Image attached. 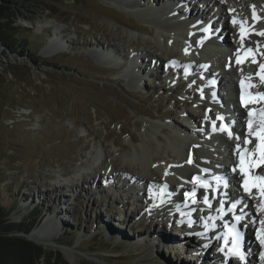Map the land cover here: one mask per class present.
Here are the masks:
<instances>
[{
    "label": "rangeland",
    "instance_id": "374dc122",
    "mask_svg": "<svg viewBox=\"0 0 264 264\" xmlns=\"http://www.w3.org/2000/svg\"><path fill=\"white\" fill-rule=\"evenodd\" d=\"M13 1L32 12L23 13L11 5L15 20L6 33L8 45L0 44V204L8 209L6 220L24 224L25 228L39 222L29 231L31 235L46 218L58 219L54 231L52 227L46 229L51 235L43 232L50 240L27 239L43 249L56 250L57 258L66 259L61 248L70 247L77 256L74 264H185L186 256L192 254L176 252V244L169 241L181 239L177 223H171L176 228L165 230L161 216L150 218L146 212L137 224L136 214L128 213L129 205L122 208L120 196H105L109 189L97 176L106 166L113 167L112 162L113 175L120 168L121 176L130 175L133 164L128 162V155L143 138L150 144L152 159L163 160L173 154L167 142L174 132L184 128L179 123L184 112H200L191 86L195 81L197 85V80L169 88L170 76L156 71L145 85L144 79L123 72L127 51L159 53L166 32L145 19L142 12L149 9L142 6L144 3L127 8L116 1L117 6L110 5L107 0ZM256 3L259 10L263 5L260 15L264 30V3ZM198 4L202 6L203 1ZM198 4L193 7L198 8ZM165 23L170 26L167 19ZM258 32L257 28L253 30L251 39ZM160 35L163 38L159 39ZM58 37L61 47L55 52L47 49L50 40L53 46L59 45ZM185 42L182 36L173 41L178 48ZM86 43L90 45L84 46ZM107 47H117L125 55L122 52V56H113L112 62L108 57L99 60L100 48ZM146 64L143 69L149 66ZM222 77V85L229 87L232 74L224 73ZM159 131L157 140L155 134ZM131 135L137 139L134 143ZM104 147L108 152L103 169L94 168V154ZM151 165L153 168L157 164ZM84 176L95 180L82 184L74 198L68 196L74 188L70 189V182V187L64 186V182L71 179L81 184ZM117 190L112 196L126 191ZM122 193L126 198V192ZM142 204L131 208L141 211ZM61 216L66 220H60ZM155 235L167 240L164 243ZM140 238L144 243L141 247L137 246ZM152 243H157L155 250L154 246L148 248ZM8 259L17 264L15 255ZM38 264L49 263L41 258Z\"/></svg>",
    "mask_w": 264,
    "mask_h": 264
},
{
    "label": "bare ground",
    "instance_id": "6f19581e",
    "mask_svg": "<svg viewBox=\"0 0 264 264\" xmlns=\"http://www.w3.org/2000/svg\"><path fill=\"white\" fill-rule=\"evenodd\" d=\"M113 1H116L117 3L123 4L127 8H134V6L135 7L136 6H140V4H142V3H144V4L150 3V1H152V5H156V4H159L160 1H162V0H147L148 2H145V0H138V1L134 0V2L132 0H112V1L107 0V2L110 5L111 4L112 5L116 4V6H117V3L116 2L114 3ZM256 2L261 4V3H264V0H261L260 2L256 1V0H207V3L205 4V6L202 7L201 11H199V13H197L196 16H200L201 18L208 17V15L221 16L222 21L224 22V20H225L226 28H228L229 31L232 28V30L234 32V30L238 31L240 26H242V20L243 19H245L247 21L250 19V16L253 13V12L251 13V9H255L257 14L260 15L261 11L259 12V9H256L252 5H250V3L257 4ZM144 4H142V6H144ZM166 4H168V3H166ZM261 5H259V6L261 7ZM161 7H163V6L162 5H158L157 7L153 8V9L157 10V9H159ZM216 7H217V10H216ZM255 7H256V5H255ZM262 7H263V5H262ZM261 8H260V10H261ZM148 9H149L148 11L144 10L142 12V13H144L143 15H146L145 18L147 16H149V17H153V19H155V20H158L157 15L154 17L153 10H151V8H148ZM173 9H175L174 6L171 7V10H173ZM191 9H192V11H194L193 8H191ZM182 10H183V8H181L179 11H182ZM192 11L190 12V14H194ZM218 13H221V15H219ZM182 15H184V14H182ZM175 19H173V22H171L170 26H175V24L177 26L178 22H176ZM208 21H209V18L206 19V21L201 26L205 25ZM236 22H237V26L235 25ZM261 23H262L261 20L260 19L258 20V18H257L254 21V25L252 26V28L259 27L261 25ZM214 24H215L214 26L212 25L213 28H215L217 26V24H219V21H217ZM248 24H250V21L247 22V25ZM181 25H182L183 28H181L180 30L184 29V33H187L191 29H194L196 32H199V29H200L199 27H196L194 25L192 26L191 24H187L185 26L183 23H181ZM251 29H250V31H251ZM142 30H144V28H142ZM59 32H60V30L57 31V33H59ZM165 34H166V38H163L162 35H160V37H159V39L163 38V39L160 40V41L163 42L162 43L163 44V49L159 53H155L152 50L155 54L152 53V52L151 53L147 52L145 54V52L142 51V52H139V55L143 54V56L142 57H138L139 55L136 52L133 51V55H138L137 58L140 59V65H137L134 77H136L137 80L138 79H144V83L142 85H145V83L148 81V76H153L151 74L153 71L159 70L160 67L163 69L164 66H167L168 71H171V69L176 71L178 68L179 69L182 68L185 71H187V68L184 65L185 64H189V67H192V70L195 71L194 73L198 74V73L202 72L204 75H208L211 72L210 69H206L205 71L203 70L204 69L203 64L205 62H207V61L209 62V59L204 55L205 53H202V54L198 53V55H196V56L195 55H190V54L187 55L186 53H183V52L180 51L181 47L178 48L175 43H171L170 42V39H171L170 34H167V33H165ZM222 34H223V36H222V39H221V42H220V46H223L224 44H229L230 45L231 41L228 40V38L226 37V35L224 33H222ZM235 35H236V37L234 38V40L238 39V37H240V34L238 32ZM201 36L202 35L199 33L198 37H201ZM184 39H186V38H184ZM253 39L254 40H252V44L254 46H257V45L259 46L260 41H262V39H264V35L257 34V37L253 38ZM58 40H59V37H58ZM60 42H61V40H59V45L53 46L52 45L53 43L50 40V41H48V44H46V48L47 49L53 48L54 52H55L56 49H59L61 47ZM93 43L97 44V41L94 40ZM243 43H244V41H237L236 46L239 47ZM246 43L247 44H251V42L248 43L247 40H246ZM206 44H208V43H206ZM88 45H90V44H88V43L84 44V46H86V47ZM175 45H176V47H175ZM184 45L186 46L185 43H184ZM188 45L189 44H187V46ZM223 49H225V48H223ZM101 51H104V52H101ZM122 52L125 55L124 51H120L119 50V52H118V48L117 47L116 48L115 47H113V48L107 47L106 49L100 48V50L98 52L99 55H97V56L102 57V58L98 57L99 60H104L103 57H105V53H108L109 55L115 54L114 56H122L123 55ZM209 52L212 53L211 50ZM175 54H177V56H175ZM262 55L263 56H261V55L259 56V58H260L259 61H256L255 63H250L249 65H247L248 62L245 63L244 65H238V64L233 65V63H230V66H231L230 72L234 75V80H233V83L229 86V87H231V93H230V95H227V97L224 99L223 103L226 106L234 107L237 112L234 115H230L229 112L227 111V109H225V107H221L220 111L233 124L232 128L235 129V132L232 131L231 133H232V136L235 137L234 143H231L230 141L226 140L225 136H229V135L228 134L222 135L224 133H221L219 136L212 137L210 139V141L202 140L204 143L209 144V143H211V142H213L215 140H222L224 142L225 147H227V149H228V147L230 145L241 144L242 143L241 141L243 140V136H251V135H249V130H246V131L244 130L245 121L242 119L245 116L244 109L239 107V104L241 105V102H240V100L236 99L234 95L236 94V96L238 97V93L237 92L240 91V89H249L250 88V90H256V91H259V92L264 91V81L258 79V76H260V78L264 77V68L261 67L262 65H264V54H262ZM126 56L127 55H125V57ZM235 56L236 55H234V57ZM191 59H193V62L192 63L191 62L187 63ZM228 60H231V59H227V57H224V64L228 63ZM151 61H153V62L151 63V65H149V63ZM147 62H148V64H146V66L147 65H149V66L146 67V69H143L144 68L143 63H147ZM157 62H160V63L162 62L161 66H158ZM222 65L223 64H221V63H215V62H211L210 61L209 67L222 66ZM148 68H149V70L151 69V71H147ZM222 68H223V66H222ZM238 68H240V70H238ZM144 70H145V72H144ZM160 71H161V69H160ZM132 73H133V71L129 70V68H128V70H126V72H125V75L126 74H132ZM178 73H179V71L176 72V74H178ZM168 74H169V72H168ZM170 74H172V73H170ZM182 77L185 78L186 75L183 74ZM215 78H216L215 76H211V79H215ZM240 79L244 80V84H240V82H238ZM137 80H136V84L138 82ZM198 84H199L198 86L195 85L196 86V90L199 87H201V86L204 87V88H210V89L213 88V86H210L209 80L205 79V78L203 79V82L199 81ZM249 85H251V87H249ZM211 91H212V89H211ZM194 97H196V99L200 100L198 98V94H195ZM209 101H211V99H209ZM203 102L208 104V100L206 98L203 101L202 100L200 101V103H203ZM254 109H255L256 117L254 119L253 128L255 129V128H257V125L260 122L259 114H260V112L262 110H264V99H262V98L258 99L256 101V104L254 105ZM187 114L190 116V118L192 119L193 123L195 122L196 119H200L201 120V122L199 124L197 122H196V124L194 123V125L190 124L191 125L190 132H194L198 127H202V124L208 125L207 121L214 119V117L216 115V113H214V111H211V112L209 111L208 115L206 117H204L205 114H202V113L196 115L193 111L192 112L188 111ZM149 126L151 127V125H149ZM211 128H212V125H211ZM182 130L183 129H181V131ZM186 130H187V128H186ZM203 130H204V134H206V133L209 134L210 133L209 129L206 128V127H203ZM160 131H159V134L158 133L155 134L156 135L155 138L157 140H159V137L161 136L160 135L161 134ZM239 134L242 136V138L236 139V137H238ZM169 136H170V134H169ZM129 137H130V140L133 143L137 140L132 135L129 136ZM145 138H146V136H145ZM153 138H154V136H153ZM169 139H168L169 140L168 142H171L172 145L175 146V147L170 145V147L172 149L170 147H167V148H169L170 151L171 150H173V151L175 150V153L174 154H172V153L171 154H167L165 156V158H164L165 160L164 159L163 160H159V159H156V158L152 159L153 155H151V150H149V148H150L149 145L150 144H146L145 143L146 140L143 138V139H141L142 140L141 143H138L137 146L135 145L136 147H134L131 150L130 154L128 155V158H127L129 160L128 162L129 163L131 162L133 164V166L131 168H129V170H133V172L130 175L126 173V174L122 175V177H121L122 169L121 168L118 169L117 175H119V179H118V182H117V180H115L116 177H112V173H110V175L106 174V173L103 174V177H105L106 180H109V182H111V183L114 181L115 185L120 183L121 188H124V189L130 185V182L132 180L134 182L138 183V185L140 186L139 188H135V187L134 188L133 187L129 188L128 187L129 189L127 188L126 191H123V192H126L125 193V195L127 194L126 196H128L130 194V196H129L130 199L129 200L130 201L133 200L131 206L136 207L137 204H139L140 201H138V199L141 196L142 190H143L144 187H146V189L148 191V197L145 200V205L144 206L150 208L153 205H155V203L158 202V200L160 199L158 191L161 189V186H163V188H169V187H175L177 185H180V186L188 185L191 188H194L195 187V183L194 182H190L189 183L190 175L196 173V174H198L199 178H201V173H205L206 170H211V168L213 167L212 166L211 168H207V169L197 168V171H199L201 173L196 172V171L190 172V169L195 168L194 166H197V164L195 163L196 160H197L196 159L197 157H195L194 151H193V163H191V164H187L186 163L187 152H188V150L190 148H192L191 144L188 143V142L183 141V139L180 138L179 133L173 134L171 137H169ZM167 144H169V143H167ZM250 145L251 144H249L248 146H250ZM123 146H125V144H123ZM102 151L104 152L105 155H107L108 151H107L106 147L102 148ZM170 151H168V152H170ZM98 153L99 152H95V154H98ZM173 157H182V160L184 158L183 164H185V167L184 168H178V169H175V168L168 169L167 168V163L170 162V160H168L166 162V159L167 158L171 159V162H173ZM220 157H221V159H224L223 157H225V160H224V162L220 161L221 163L219 165V168L221 169L222 167H224V170H225V168H226L225 165H228V173L233 178H235V174H237L238 171H235V173H233V174L231 173V168H230L231 163H229V161H228V159L232 158V156L230 154V151L224 150L223 157L222 156H220ZM93 161H94V159H93ZM152 163H154V164L156 163L157 165L155 167L151 168L150 166H152L151 165ZM223 163L224 164L226 163V164L224 166H222ZM113 165L115 166V164L112 162V166ZM135 166H139L140 168L139 167H135ZM262 166L263 165H261V167ZM138 169L144 170V172H141ZM124 170L125 169H123V173H124ZM173 171L177 172V173H174ZM178 171H184V172H187V173H184V172L180 173ZM225 171H227V170H225ZM80 177L82 178L83 174L80 175ZM94 180L95 179L93 177H90V178L86 179L85 176H84V178L81 180V184H78V181L76 183H73V182L71 183V181H65L64 182V184H65L64 186L67 187L69 185L68 182H70V186L71 187L70 186H68V187H70V189L74 188V189H72V191L70 190L72 193L71 194H67V195L68 196H73V198H74L77 195V191L76 190H78V192H79V190L81 189L82 184H85V183L90 184V183H93ZM182 183H184V184H182ZM60 184H61V182H60ZM64 186H63V188H64ZM60 187H62V185H60ZM117 189H119V188H117ZM184 189L185 190H183V191H187L185 187H184ZM195 191L199 192L200 188L197 186ZM74 192H75V195H72V194H74ZM88 194L90 195V192ZM92 194H93V192H92ZM243 196H245L246 199H247V202H248V204L250 206L251 213H252V215L254 217V221H255L254 222V226H253V230H252L251 224H250V226H248V229H247L248 237L252 236L253 238L257 239V246H256L255 255L253 256L252 252L247 253L246 255H248L250 260H252L255 264H264V255H262V254H264V245L261 244L260 240L257 237V232L261 228V225H260L259 221H260V219H264V214H261L260 212L257 211V206H258V204L260 202H259V198L256 196L255 193L254 194L251 193V195L244 194ZM61 199H62V197H61ZM61 201H63V200H61ZM127 201H128V199L125 200L124 202H122V205H121L122 208H124V209L128 208V207L124 206L127 203ZM127 218L129 219V217H127ZM45 220L46 221H44L43 224L40 227H38L36 230H33L31 235H30V237L35 239L36 241H40V242L44 241L45 242L46 240H50L51 238H46V236H45L46 233L45 232H47V234H49V235H51V232H49V230H46V229H48V228L51 229V227H52V229H53L52 231H54L55 230L54 228L56 227V225L59 224V220L56 219V218L54 220V219H52L51 216L46 218ZM60 220L64 221L66 219L61 216ZM62 221H60V223ZM207 228H210V226H207ZM43 232H44L45 235L43 234ZM155 238H158V239L162 240L164 243L167 240V237H161L159 235H155ZM135 240H137V239H135ZM182 240L186 241L185 238H183ZM169 241L173 242L174 244H176L174 242L175 239L174 240H169ZM133 242H135V241H133ZM142 242H143V238H140V241L138 242L137 246L141 247V245L144 244ZM146 242H148V241H146ZM156 244L155 243L149 244L148 248L150 249L152 246H154V247H152V250H155ZM166 244H168V243H166ZM176 245H175V247H176ZM61 250L65 254V256L67 257L69 262L71 264H74L76 259H77V256L72 253L71 248L70 247L69 248L63 247V248H61ZM171 251L172 250H170V253H171ZM247 251H248V248H247V243H246L245 244V248H244V253H246ZM205 259H207L208 261L210 260L208 253L205 254V256L202 258V260H200L197 264H204L205 263ZM238 259L240 261L244 260V259H241L240 257ZM233 262H234V264H236V260H233ZM237 262H238V264H242L239 261H237ZM185 264H190V262H186ZM225 264H231V263L230 262H226Z\"/></svg>",
    "mask_w": 264,
    "mask_h": 264
},
{
    "label": "trees",
    "instance_id": "16d2710c",
    "mask_svg": "<svg viewBox=\"0 0 264 264\" xmlns=\"http://www.w3.org/2000/svg\"><path fill=\"white\" fill-rule=\"evenodd\" d=\"M11 5L16 8L18 6L19 11L23 13L32 12L26 5L14 4L13 0H0V44L4 46L8 45L9 40L5 38L8 37L6 33L13 27L11 25L15 20ZM28 19L31 20L29 17ZM27 49L29 50V47ZM7 215L8 209L0 204V264H11L8 259L10 255H15L17 264H38L41 258L49 264H68L62 256L57 258L56 250L43 249L40 245L26 239L29 231L39 222L29 224L25 228L24 224L8 222ZM80 250L87 251L86 249Z\"/></svg>",
    "mask_w": 264,
    "mask_h": 264
},
{
    "label": "snow or ice",
    "instance_id": "6c2138e0",
    "mask_svg": "<svg viewBox=\"0 0 264 264\" xmlns=\"http://www.w3.org/2000/svg\"><path fill=\"white\" fill-rule=\"evenodd\" d=\"M261 35H264V33H261ZM250 51V50H249ZM239 62V60H238ZM264 68V65L261 66ZM264 79V77H262ZM243 83V82H242ZM251 87V85H249ZM264 99V97H261ZM249 135H255L257 139V144H256V152L259 153L260 155V160L259 164L251 157L254 155V153H246V154H241L240 157V172L241 174L245 177L243 188L244 191L249 193L251 195L252 189L255 188L259 191L260 193V203L257 206V211L260 212L261 214H264V176H249L248 171L245 167V163L247 162L250 167H258L260 165H264V110H262L259 114L260 117V122L257 125V128H253V120H252V113H249ZM218 119H222L221 117H217ZM221 131H228V135L231 137L232 133L230 130L227 129V127H221ZM236 139H239V137H236ZM245 144L249 143V141L246 139L244 141ZM237 151L240 152V145L237 144ZM191 162V161H189ZM233 171L235 172L236 169L233 168ZM218 180L220 178H217ZM194 181H198L202 187L207 188L209 185L207 184L206 181H200L199 178H194ZM225 186H227L225 184ZM185 197H190L192 198V203H196L195 201V188H193V191L191 193H185ZM204 203L209 204L208 197H204ZM239 201H236L231 204V207L228 209V211H233L236 209L237 204ZM221 207L217 210L220 213L224 212V201H220ZM209 206H211L209 204ZM242 211V210H241ZM243 218L242 215L240 216H235L234 219L238 223L241 219ZM210 219H215V217H212ZM255 222V221H254ZM261 228L257 232V237L260 240L261 244L264 245V219H260L259 221ZM224 227L228 229L227 235H230L232 237L231 243H232V248L229 249V253L231 254H236L239 255L241 259H243V254L239 252V240H240V233L236 230V225L233 224L231 227L227 223L224 224ZM225 243H228L227 237L225 238ZM223 250V249H222ZM264 255V254H262Z\"/></svg>",
    "mask_w": 264,
    "mask_h": 264
},
{
    "label": "water",
    "instance_id": "95a60500",
    "mask_svg": "<svg viewBox=\"0 0 264 264\" xmlns=\"http://www.w3.org/2000/svg\"><path fill=\"white\" fill-rule=\"evenodd\" d=\"M30 237V235L28 234V235H26V239L27 238H29ZM29 240V239H28ZM63 258V257H62ZM64 259V258H63ZM67 259V258H66ZM66 259H64V260H66ZM66 262H67V260H66ZM68 263V262H67Z\"/></svg>",
    "mask_w": 264,
    "mask_h": 264
}]
</instances>
